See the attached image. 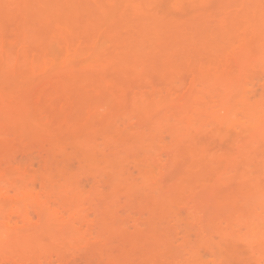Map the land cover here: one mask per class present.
I'll use <instances>...</instances> for the list:
<instances>
[{
	"label": "bare ground",
	"instance_id": "bare-ground-1",
	"mask_svg": "<svg viewBox=\"0 0 264 264\" xmlns=\"http://www.w3.org/2000/svg\"><path fill=\"white\" fill-rule=\"evenodd\" d=\"M212 3L219 5L214 8ZM165 6L172 13L164 11ZM31 83L37 84L32 99L14 106V94L7 98L11 85L22 93ZM140 110L147 117L138 124L143 129L133 123ZM151 112L160 117L154 125L157 133L149 130ZM146 125L148 132L156 133L148 135L149 147L158 153V144L164 151L153 153L152 160L149 148L152 169L134 178L123 164L129 158L125 152H112L125 137L119 129L145 138ZM25 130L43 132L51 141L66 139L63 142L73 148L58 146L62 162L52 166L55 170L49 167L41 183L32 159H22L33 155L26 153L32 151L31 143L24 146L32 134L26 140L21 134ZM233 133L250 139L233 146ZM74 159L90 169L104 161L109 174H74ZM176 162H187V170L175 189L163 191L165 204L171 201L165 194L173 196L175 190L184 196L191 189L186 195L191 206V194L200 195L199 186H193L203 187V194L209 185L205 170L216 171L214 186L203 194L212 205L205 208L207 201L202 203L204 218L198 213L201 208L194 214L197 222L202 217L197 223L198 248L190 247L188 233L171 235L160 222L151 226L153 213L148 223L143 221L145 212L156 210L153 204L163 205L156 206L159 199H152V205L149 200L148 206L137 200V208L130 199L146 189L153 196L157 184L150 174L166 172L169 163L179 166ZM221 162L228 167H220ZM203 166L212 170L205 167L202 176H195L198 180L194 177L197 182L190 181ZM90 181L91 196H86ZM114 181L106 196L105 188ZM179 195L174 199H181ZM195 197V205L188 208L194 213L201 200ZM126 198L133 210L144 201L145 210L141 206L136 211L144 218L138 214L123 219L120 214L126 210L119 208ZM167 211L170 216L176 213ZM205 220L209 230L203 229ZM55 226L70 237L78 235L76 245L66 251L68 257L66 252L53 253L43 242V233ZM229 242L236 250L241 246L254 264H264V0H0V264H76L86 250L92 264H225L222 253ZM12 245V259L6 255V260ZM178 249L186 252L183 261H177Z\"/></svg>",
	"mask_w": 264,
	"mask_h": 264
},
{
	"label": "rangeland",
	"instance_id": "rangeland-1",
	"mask_svg": "<svg viewBox=\"0 0 264 264\" xmlns=\"http://www.w3.org/2000/svg\"><path fill=\"white\" fill-rule=\"evenodd\" d=\"M218 3H212V5H213V7L214 8H216L218 5H217ZM164 11H166V12H169V13H172V11L170 10V8L169 7H167V6H165L164 8ZM53 52H54V54H55V56H56V58H61V57H59V55H61V53L59 52V50L58 49H56V48H54V50H53ZM31 82H34V81H31ZM261 82V83H260ZM260 82H258V85H259V83L260 84H262V81H260ZM22 83V82H21ZM21 83H19V85L21 84ZM28 83V82H27ZM37 83V82H36ZM25 83H23V85H24ZM29 84V83H28ZM32 84V83H31ZM30 84V85H31ZM33 84H35V82L33 83ZM31 85V86H28V87H25V86H23V90H22V93L20 92V89H18V88H16V84L15 85H11V87H15L16 89H15V91H17V92H15L14 91V87L13 88H11L10 87V85H9V87L14 91H10L9 89L10 88H8V86H6V87H4V90L7 88L9 91H10V95L8 96V95H6V96H8L7 98H9L10 97V99H12L11 97H12V95L14 96L13 97V99H12V102H13V104H14V106H16V107H19L22 103H24L25 101L27 102V100L28 101H30V99H32V97H31V95H33L34 96V91H33V89L35 88L36 89V86H37V84L36 85ZM18 85V83H17V86H19ZM22 86H20L21 88H22ZM27 86V85H26ZM33 86H35V87H33ZM19 87V88H20ZM33 87V88H32ZM258 87V86H257ZM260 87V86H259ZM26 88H28L27 90H26ZM7 89H6V92H7ZM25 89V90H24ZM31 89V90H30ZM34 89V90H35ZM29 90H30V92H29ZM24 91V92H23ZM11 92L13 93L12 95H11ZM18 92H20V96L19 95H17L18 94ZM27 92V93H26ZM5 93V92H4ZM15 93H17V94H15ZM32 93V94H31ZM7 94H8V92H7ZM23 95V96H22ZM25 95V96H24ZM17 96V97H16ZM19 97H21V98H19ZM27 97V98H26ZM17 100H16V99ZM30 98V99H29ZM16 100V101H15ZM11 101V100H10ZM24 101V102H23ZM20 102V103H19ZM20 104V105H19ZM151 114H153L152 116H153V118H154V120H155V123H154V120H149V121H152L151 123L153 124L150 128H149V130L151 131V129L153 130L154 129V131L157 133L158 131H157V129L158 128H154V127H158V126H154V125H156L157 123H158V120H159V116L158 115H156V113L155 112H151ZM150 114V115H151ZM149 115V116H150ZM149 118V117H148ZM151 118V117H150ZM143 119H145V121L147 120V117L146 118H144V116H142V111L140 110V111H138L137 113H136V117H135V119L133 120V123L135 124V125H137V127L138 128H141V129H143V127L142 126H140V125H142V123H144L143 121ZM148 121V122H149ZM157 121V122H156ZM139 122H140V125H138L139 124ZM142 122V123H141ZM148 122H145V124H148ZM150 124V123H149ZM148 124V126H150ZM144 128H146L147 129V125L146 126H144ZM134 129H135V127H134ZM119 131L120 132H122L123 133V135H125V137H124V139H122L115 147H114V149H113V152L112 153H114V151L115 150H117V153L121 156L122 155V153H119V152H125V153H123L124 155H126L127 157H129V158H125V161L126 162H123V164L125 165V166H128V169L130 170V171H132V173H133V175H134V178H139L140 177V175H139V173H144V172H149V170H151L152 169V160L154 159V155H153V153H155L156 151H155V149L153 148V149H151V147H149V142L147 143V141L149 140V138H148V135L150 136V138L152 137V135L153 134H155L156 135V133L154 132H148V129H147V131H146V136L147 137H145V138H140V137H136V135H133V132H123V129H119ZM144 131H145V129H144ZM28 132H30V133H28ZM26 134L25 136H24V138L26 139V140H28L26 137H28L27 135H31L32 134V136L30 137L32 140L34 139V137L36 138V135L35 134H37V132H35V131H33V130H29V131H27V130H25V133L22 131L21 132V134ZM153 133V134H152ZM225 132H223V134H224ZM23 134H22V137H23ZM40 134L42 135V136H40ZM151 134V135H150ZM38 135V134H37ZM154 135V136H155ZM153 136V137H154ZM229 136H230V138L232 139V141H233V146H236V143H237V145L239 146V144L240 145H243L244 143H246L247 141H246V139L248 138V136H244V137H239V138H236L235 136H236V134L235 133H233V134H229ZM38 138H37V141H35V139L32 141L29 137V141L26 143H24V146H25V144H26V146H28L27 144L29 143V145H30V143L32 144V145H34V146H30V147H28V148H31L30 150H32V151H26V153L28 152V154H29V152H32V157L31 158H26V157H22V159H23V162H25V163H27L28 162V160L29 159H32V161L34 162V164H35V176H36V179H37V181L39 182V183H41L42 182V180H43V174L49 169V167H52L53 165H60V163L62 162V157H61V154L59 153V151H58V146H60L61 147V144H62V146H63V144H66L65 142H63V141H65L66 139H63V138H61L62 140H48V139H45L46 138V136L44 135V133L42 132H40L39 131V135L37 136ZM146 138H148V139H146ZM166 141H167V145H170L169 144V138L166 136ZM25 139H24V141H25ZM42 141H41V140ZM145 139H146V143H145ZM242 139H244V140H242ZM249 139H250V137H249ZM249 139H247V140H249ZM32 142H31V141ZM38 140H40V141H38ZM47 140L49 141V142H52V143H49V142H47ZM55 141H56V143H55ZM100 143H102L103 141H102V139H100L99 138V140H98ZM123 141H125V143H126V141H127V144H124V142ZM232 141H231V143H232ZM38 142H39V144H38ZM58 142V143H57ZM105 142V141H104ZM122 142H123V144H122ZM132 142V144H131V146H130V143ZM236 142V143H235ZM54 143V144H53ZM239 143V144H238ZM69 143H67L66 145L67 146H70V145H68ZM101 145H103V144H101ZM154 145V147H155V143L153 144ZM152 145V146H153ZM157 145L158 144H156V150L158 151V153H161L162 151H164V148L163 147H157ZM57 146V147H56ZM65 146V145H64ZM66 146V147H67ZM131 147V149H132V151H131V149H129L130 147ZM228 146L230 147L231 146V144L229 145L228 144ZM72 146H70V149H73V148H71ZM26 147H24L23 149H25ZM69 148V147H68ZM75 148V147H74ZM149 148H150V150H153V152L151 153V151L149 150ZM158 148V149H157ZM27 149V148H26ZM234 149H235V147H234ZM34 150V151H33ZM75 150V149H74ZM119 150V151H118ZM25 151V150H24ZM73 150H71V151H69V153L70 152H72ZM74 152V151H73ZM76 152V151H75ZM25 153V154H26ZM111 153V154H112ZM149 153H151V155L150 156H152V160L151 161H148V159H147V156H148V154ZM157 152H156V154H158ZM28 156V155H27ZM111 158H112V156H111ZM123 159V157L121 158V160ZM184 159L185 158H183V161H184ZM123 161V160H122ZM180 161V160H179ZM182 161V162H183ZM185 161H186V159H185ZM71 162V164H72V167H71V170H72V172L74 173V174H81L82 176H86V175H89V174H91V173H93V172H95V171H104L106 174H109L108 173V171H106V170H104L105 169V167H106V163L104 162V161H102V162H100L99 164H96L95 166H93V168H89V166L86 164V162H84V161H80V160H78V159H74V160H72V161H70ZM176 164H178L177 162H176ZM180 164V165H179ZM178 165L179 166H175V164L174 163H169L168 164V166H167V168H166V172H165V169L164 170H155L154 171V173L153 174H150V177H151V179H152V182H154V183H156L157 185H156V192H158L157 194H156V192H155V196L156 195H158L156 198H154L151 194V191L149 192V191H143L144 193H142V194H138L137 196H135V197H132V198H130V199H132V201L134 202V206L133 207H136L137 208V206L139 205V203H137V200H144V201H146V204L144 203V201L143 202H141V201H138V202H140V204L142 203H144V205H147L148 203V201L149 200H151V202L149 203V205H152L153 204V202L155 203V201L156 202H158L159 200H160V202H158V203H156V206L157 205H159V204H161V203H163V205L164 206H167V203L169 202H171V203H173V201H175V200H177L178 199V197H177V199L175 198L174 199V195H179L180 193H178V191H175L174 189H175V187H176V185L178 184V180L180 179H182L183 178V175L185 174V172H186V170H187V166H188V164H187V162H186V164H185V162H184V164L185 165H181L182 163H179ZM221 164V165H220ZM219 164V166L221 167L223 164H224V162H223V164H222V162ZM225 164H226V162H225ZM224 164V167H228V166H226ZM228 164V163H227ZM171 165V166H170ZM214 165V166H213ZM212 165V167H214L215 169L218 167L217 166V164L215 163V164H213ZM55 166H54V168H53V170H55L56 168H55ZM205 167H211V166H205ZM204 166L202 167V173L201 172H199V173H197V174H194V176H193V178L192 179H190V181H194L195 180V176H199L200 177V175L202 176V174H203V170H205V169H207V168H205ZM212 167H211V170H212ZM51 168V169H52ZM203 168H205V169H203ZM208 168V169H209ZM213 168V170H215ZM50 169V170H51ZM223 171H224V169H223ZM165 172V173H164ZM150 173V172H149ZM211 173H213V176H212V174ZM148 176L147 177H149V174H147ZM216 175V171H215V173H214V171L212 172V171H210V169L209 170H205V176H206V178H207V181L206 182H208V183H206V184H209L210 186H211V188L214 186H212L211 184L213 183H215V181L213 182V178L215 179V177L217 176H215ZM195 177V178H194ZM204 177V176H203ZM213 177V178H212ZM205 178V179H206ZM197 179V178H196ZM106 181L108 180V178L106 177V179H105ZM198 180V179H197ZM197 180H195V182H197ZM216 180V179H215ZM177 181V182H176ZM189 181V182H190ZM195 182L193 183V184H195ZM92 181H90V183L88 184V186L86 187V189H85V193H86V196H91V190H92ZM175 183H176V185H175ZM191 183V182H190ZM115 184H116V181H114V182H110L109 183V186H107L105 189H107L106 190V192H105V194H106V196H109L110 194H111V192H112V188L115 186ZM193 184L191 185V188H192V186H193ZM8 185V183L5 185V186H7ZM175 187H174V186ZM205 185V184H204ZM209 185H207L208 187H209ZM159 186V187H158ZM174 187V191H172V193L173 192H175V193H173V196H172V194H171V192H170V196H167V194H165V196H164V198H166L167 197V200L166 201H168V200H171V201H168V202H166V204L164 203L165 202V200L164 201H162V199L161 198H163V197H161V196H163V191L166 189V188H168V187ZM197 186H199V187H197ZM203 186V185H202ZM206 185L204 186L205 187V189H206V187H207ZM194 188H196L197 187V189L199 188V190H200V195H198V196H196L195 195V192L193 191V190H195V189H193L192 190V192H190V193H193V195H195L194 197L195 198H197V199H195V200H200L199 202L201 203V205L199 204V202H197V204L199 205H196V206H194L195 205V201L193 200L192 201V199L194 198V197H192V194H191V196L190 195H188V196H190L189 197V202L191 203L190 205L191 206H189V205H187V204H189L188 202H186V200H187V198H186V195H187V193L189 192V191H191V189L189 190V191H187V193H186V195H185V192H183V194H184V196L182 195V192H181V194L179 195V196H181V199H178V201L179 200H181V204H180V202H179V204H178V202L177 201H175L174 203L176 204L177 203V205H179V206H177V205H175L174 203L173 204H169L168 203V205L169 206H167L168 207V211H169V208L171 209L172 208V206L174 205V207L176 206V208L175 209H172V210H174V212H176L175 213V215L177 214H179V216L177 217V218H175V215L173 214V215H171L170 216V214L169 213H166L165 214V212H166V210H167V207L164 209L163 207V205L162 206H157V207H155V204H153L152 206H154V207H151V206H149V207H151V208H156V210H154V211H149L148 212V214L145 212V216H141V214L140 213H138L140 210H142V209H140L139 207H141V206H143L142 204L138 207V209H139V211H138V209H135L134 208V210H133V207H131V205L133 204V203H131V201L130 200H128L127 198L126 199H124L123 201H122V203L120 204L121 206V208H119V209H124V210H126V211H122V213L120 214V215H122L123 216V219L124 218H126V219H128L129 217H131V216H134V217H138V214L140 215V217L141 218H144L145 217V220L143 219V221H147L149 218H151L152 219V217H151V215H155L156 216V219L155 218H153V220H151L150 221V219H149V221H150V225L151 224H153V225H151V226H154V225H156V224H159V222L162 224H160V226H161V229L164 231V232H170L171 233V235L172 234H174V233H176V232H178V233H180V237H182V235H187L186 233H188V235H191V246L190 247H194V248H198V246H200L201 247V242L200 241H198L199 240V238L197 239V237H198V232H200V230L198 229V225L199 224H197V223H199L201 220H202V217L204 218V216L205 215H202V213H204V212H202V211H204L203 210V208L204 207H202L201 208V206H203L204 204V206H205V208H209L210 207V205H212L211 203H210V201H209V195L208 196H206V200H204L205 199V195H207L206 194V191H208L209 190V188L207 187V189H206V191H204V196H203V194H201V191H202V189H203V187H201L200 188V185L199 184H196V186H193ZM162 188V189H161ZM210 188V189H211ZM171 188H168V189H166L168 192H169V190H170ZM197 189L195 190V191H197ZM37 192H39L40 190H39V186L37 187V190H36ZM160 191V192H159ZM162 191V192H161ZM167 191H165L166 193H167ZM171 191V190H170ZM211 190H209V192H210ZM149 192V193H148ZM177 192V193H176ZM209 192H207V193H209ZM197 193V192H196ZM198 193V194H199ZM103 194V193H102ZM150 196H149V195ZM160 194H162V195H160ZM210 194V193H209ZM147 195L149 196V197H147ZM151 196H152V198H151ZM171 196H172V198H171ZM202 198H201V197ZM168 197H170V199L168 198ZM186 198L185 200H184V198ZM111 198V197H110ZM135 198V199H134ZM148 198V199H147ZM204 198V199H203ZM147 199V200H146ZM152 199H156L155 201L153 200L152 201ZM159 199V200H158ZM183 199V200H182ZM108 200H110V199H108ZM205 201H207L206 203H204ZM135 203H136V205H135ZM194 203V210L196 209V211H195V213L192 211V210H189L188 208L190 207V209L192 208V204ZM202 203H204V204H202ZM131 204V205H130ZM172 205V206H171ZM148 206V205H147ZM171 206V207H170ZM198 206V207H197ZM123 207H125V208H123ZM144 207V206H143ZM148 207V208H149ZM160 209H159V208ZM196 207V208H195ZM147 208V207H146ZM147 208V210L146 211H148L149 209ZM158 208V209H157ZM161 208H163V210L161 211ZM199 208H201L200 210H199ZM204 208V209H205ZM214 209V208H213ZM131 210V211H130ZM144 210H145V207H144ZM151 210V209H150ZM159 210V212H158V214L156 213L157 211ZM172 210H170L169 212H171ZM199 210V211H198ZM202 210V211H201ZM206 210V209H205ZM211 210V209H210ZM133 211V212H132ZM136 211H138V212H136ZM167 211V212H168ZM189 211H191L190 213H189ZM197 211H198V213L199 212H201V215L200 216H202L201 217V220L200 221H196L197 219H195V218H197V216L199 215L198 213H197ZM141 212H143V211H141ZM163 212H164V214H165V216H164V214H163ZM124 213V214H123ZM131 213H133V215L131 214ZM151 213H153V214H151ZM162 213V214H161ZM191 213H193V214H191ZM206 213H207V211H206ZM205 213V214H206ZM215 213V212H214ZM214 213L211 215L210 214V216H213L214 215ZM143 214H144V212H143ZM147 214V215H146ZM151 214V215H150ZM171 217V218H167V216L168 215ZM194 214H198V215H196V217L194 218ZM158 215V216H157ZM167 215V216H166ZM176 215V216H177ZM193 215V216H192ZM122 216H120V217H122ZM129 216V217H128ZM150 216V217H149ZM160 216V217H159ZM172 216H174V218L172 217ZM209 216V215H208ZM128 217V218H127ZM149 217V218H148ZM154 217V216H153ZM164 217H166V218H164ZM206 217H207V215H206ZM205 217V218H206ZM132 218V217H131ZM212 218V217H211ZM91 219H94V217L93 216H91ZM121 219V218H120ZM123 219H121V220H123ZM125 219V220H126ZM176 219V220H175ZM162 220V221H161ZM198 220H199V217H198ZM207 220V219H206ZM206 220H205V223L203 222V229L205 230L206 228H207V224L208 223H210V222H206ZM211 220V219H210ZM128 221H131V220H128ZM147 223H148V221H147ZM149 225V226H150ZM200 225H201V223H200ZM210 225V224H209ZM146 226H148V225H146ZM148 226V227H149ZM150 226V227H151ZM198 226V227H197ZM209 228H210V226H209ZM86 229V228H85ZM208 229V228H207ZM201 230H202V227H201ZM209 230V229H208ZM60 232V233H59ZM211 232H212V230H211ZM45 234V238L43 239V236H42V239L44 240L43 242L44 243H47V246H49L48 244H50V246H51V248L52 249H50V250H55V251H60V255H62L63 253L65 254V252L66 251H70V249L72 248V244L74 243V245H76L75 244V241H76V243H77V241L79 240H77L76 238V236H78V235H74L75 236V238H73L74 236H72L73 234H71V237H70V233H67V232H65L63 229L61 230V228L60 227H58V226H55V227H53L52 229H51V232L50 231H46L45 233H43V235ZM60 234V235H59ZM68 234V235H67ZM76 234V233H75ZM205 234H207L208 235V232L207 233H205ZM209 234H211L210 232H209ZM55 235H57V236H55ZM81 235V234H80ZM79 237H81V236H79ZM49 238H50V240H49ZM59 238V239H58ZM66 238V239H65ZM53 240V241H52ZM55 240V241H54ZM59 240V241H58ZM47 241V242H46ZM200 242V243H198V242ZM55 242V243H54ZM65 242L66 243H68L69 245H65ZM181 242V241H180ZM57 243L59 244V245H57ZM231 242H229V243H227V249L222 253V255H223V258H222V260L224 259V260H226V261H224L225 262V264H241V262H242V260H244L245 259V262H243V264H254L255 262H253V261H251L250 259V257H249V254L248 253H246V251H244L243 249H240V247H238V249L237 250H239V251H237L236 250V247L233 245V244H230ZM203 244V243H202ZM205 244V243H204ZM46 245V244H45ZM57 245V246H56ZM71 245V246H70ZM229 245H232V246H229ZM55 246H56V248H55ZM68 248H67V247ZM12 247V249L10 248V253L9 254H5L4 256H5V259H6V255L9 257V258H11V250H13L14 248H13V245L11 246ZM64 247H65V250H64ZM69 247H70V249H69ZM235 247V248H234ZM66 248L68 249V250H66ZM203 249H205V246H204V248ZM233 249H234V251H233ZM15 250H17V248L15 249ZM200 250H201V248H200ZM244 252H243V251ZM13 252H14V250H13ZM17 252V251H16ZM83 252V251H82ZM86 252V253H85ZM90 253L89 252V250H86V251H84L83 253H80V258H78L79 260L77 261V263L76 264H90V262H91V260L89 259L90 257H92V256H89V255H92V254H88V253ZM203 252V251H202ZM235 252V255L233 254ZM236 252H238V253H241L240 255H243V257H241V258H243L242 260H239V257L238 256H236L237 255V253ZM42 254L41 255H43V254H45V253H43V252H41ZM53 253H54V251H53ZM70 253V252H69ZM69 253H67L66 252V254L64 255L65 257H68L69 256ZM85 253V254H84ZM14 254V253H13ZM12 254V255H13ZM175 254H176V257H177V261L178 260H180V261H183L182 259L184 258V255L186 254V252H182L181 250H175ZM67 255V256H66ZM86 255H88L87 257H86ZM3 255H0V260L2 261L3 259L2 258H4V257H2ZM236 256V257H235ZM9 258H8V261H9ZM84 258V259H83ZM88 260H86V259ZM250 258V259H249ZM12 259V258H11ZM7 260V259H6ZM208 260V258H205V261H207ZM237 260H239V262H237ZM5 261V260H4ZM87 261V262H86ZM57 262L58 261H56L55 260V263H53V264H57ZM11 264H12V262H10ZM206 263V262H205ZM91 264H92V262H91ZM97 264V263H96Z\"/></svg>",
	"mask_w": 264,
	"mask_h": 264
}]
</instances>
